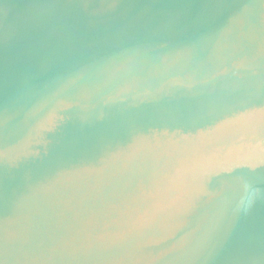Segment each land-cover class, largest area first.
<instances>
[{"label": "water", "instance_id": "obj_1", "mask_svg": "<svg viewBox=\"0 0 264 264\" xmlns=\"http://www.w3.org/2000/svg\"><path fill=\"white\" fill-rule=\"evenodd\" d=\"M0 264H264V0H0Z\"/></svg>", "mask_w": 264, "mask_h": 264}]
</instances>
